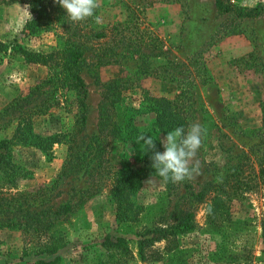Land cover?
I'll use <instances>...</instances> for the list:
<instances>
[{"label": "rangeland", "instance_id": "rangeland-1", "mask_svg": "<svg viewBox=\"0 0 264 264\" xmlns=\"http://www.w3.org/2000/svg\"><path fill=\"white\" fill-rule=\"evenodd\" d=\"M0 0V41L17 43L34 51L49 53L55 48V33H45L40 37H30L24 32L25 23L32 18L30 8L25 4L5 5ZM125 0H98L97 16L103 25L126 20L125 8L120 4ZM134 2L135 0H131ZM240 6H254L264 0H231ZM135 3H137L135 1ZM144 4L140 5L143 8ZM139 29L146 28L143 45L144 53L161 51L159 66L152 63L150 75L141 73L138 55L119 56L117 63L100 64L98 55L87 51L80 64V75L87 87V125L78 139L81 153L93 155L98 135V110L109 84L120 80L128 87L125 102L140 109L142 90L156 97L172 99L183 93L194 101L195 119L206 129L201 149L197 154L200 172L188 180L195 192L209 181H221L226 174L237 167L243 181L242 196L231 204L232 216L248 223L241 235L233 238L234 245L242 247L241 255L248 257L251 264H264L261 238V223L264 220V177H259V169L264 167V16L256 19H238L233 15H219L214 0H185L179 4L157 3L144 8L138 14ZM62 35V31H57ZM126 36L132 41L137 36L128 31ZM123 49V48H121ZM121 51V50H119ZM51 68L28 64L18 54H8L0 59V112L15 98L28 93L30 87L46 79ZM133 87V88H132ZM52 95V94H51ZM50 94L43 95L45 99ZM56 99L46 114L33 118L34 134L49 137L69 132L73 126L74 107L72 96L64 90L53 94ZM153 118L151 114L137 117V125L145 127ZM9 117L0 120V139L11 138L15 125ZM5 127V128H4ZM67 147L54 144L43 150L38 144L18 140L13 143V165L24 173L18 182L19 191L37 190L49 186L60 172L65 161ZM125 155L134 170L139 168L134 156L132 143H115L107 157L111 170L120 166ZM110 173L109 177L112 178ZM150 177L142 180L140 191L134 202L146 211L159 202L164 191L163 182L158 178L147 184ZM109 178L102 194L89 200L73 211L62 222L65 246L55 256L62 264H161L148 260L140 262L137 240L145 234L151 221L140 214L130 230L116 222V204L109 190ZM87 188V177L81 171H73L60 182L58 189L47 202V207L75 205L81 191ZM184 185L174 205L179 210L189 206V197ZM195 230L186 236H178L177 242L190 249L188 264H214L210 257L222 243V237L206 226L205 204H195ZM150 237V235H148ZM116 238L128 240V251L118 247L105 246L104 242ZM27 239L18 231L0 230V264H30L37 260L50 261L55 256H33L24 254ZM166 242L144 246L146 255L162 252ZM131 257V258H129Z\"/></svg>", "mask_w": 264, "mask_h": 264}, {"label": "trees", "instance_id": "trees-1", "mask_svg": "<svg viewBox=\"0 0 264 264\" xmlns=\"http://www.w3.org/2000/svg\"><path fill=\"white\" fill-rule=\"evenodd\" d=\"M135 1H120L126 11V20L115 22L111 26L97 24L94 18L75 23L69 19L56 0L1 1L5 5L20 3L30 8L32 18L25 23L26 35L40 37L53 32L57 36V42L51 52L43 53L28 50L17 43L6 44L0 41V59L8 54H18L28 64L51 68V73L46 79L30 87L27 94L15 98L0 112V120L9 117L5 126L11 121L15 125L11 138L0 139V230L18 231L24 235L28 241L23 250L25 255L55 256L65 246L63 232L59 230L62 222L73 211L102 194L112 173L109 193L116 204L117 224L130 230L144 211L151 221L150 229L139 235L142 239L137 240L140 262L152 260L161 264H188L191 250L181 247L177 237L186 236L195 230L194 205L205 204L206 226L222 237L221 245L210 257L211 261L214 264H251L248 257L241 255L245 249L234 245L233 241V238L241 235L242 230L248 228L245 219H234L231 211L233 200L243 194L244 183L237 173V167L221 181H209L197 192L187 183L188 180L165 183L158 177L164 187L159 202L147 211L134 202L144 177L155 176L150 159L152 153L144 151L142 142H136L138 137L150 135L156 139L175 127L187 128L195 119L194 101L190 97L178 93L168 99L153 96L149 91L142 90L140 109L134 108L125 102L124 93L130 88L125 87L118 79L112 81L98 110V135L95 141L99 144L94 147L93 155L85 154L87 148L81 153L78 139L87 125L88 117L87 87L80 75V64L85 53L89 50L96 52L100 64L117 63L119 56L138 55L141 61L139 70L149 76L152 63L157 67L160 64L158 59L161 57V51L155 53L154 49L148 54L142 51L143 38L149 33L146 28L141 33L138 14L142 13L144 8L157 3L179 4L185 0ZM141 4H144L143 8H140ZM214 4L219 15H233L238 19H256L264 16L263 2L254 6H240L233 4L231 0H214ZM58 30L62 31V35H59ZM130 30L137 34L133 41L125 35ZM152 69V75L158 76V73L154 72L155 69ZM59 90H64L72 96L70 104L74 107V122L71 130L49 137L34 134L33 118L46 114L56 104V99L51 98ZM45 94L50 96L40 99ZM143 113L151 114L153 118L145 127L140 128L137 125V117ZM18 140L38 144L43 150L54 144L67 147L65 161L51 185L34 191L18 190V182L24 178V173L13 165L12 147ZM115 143H132L135 160L139 165L137 170H134L127 157L122 155L120 166L112 172L107 155ZM157 150L163 151L158 140ZM81 170L87 177V188L81 191L76 204H62L55 209L47 207L49 198L58 189L60 182L73 171ZM259 177H264V167L259 169ZM183 185L189 197V206L179 210L174 205L170 210L174 200L178 199V203L182 199L183 195L179 196V191ZM261 238L264 241V220L261 223ZM160 241L166 242L162 252L150 255L143 253L144 246H152ZM127 242L128 240L123 238H116L108 240L107 244L104 242V245L117 246L127 252ZM262 254L264 258V248ZM30 264H62V259L55 256L50 261L37 260Z\"/></svg>", "mask_w": 264, "mask_h": 264}, {"label": "clouds", "instance_id": "clouds-1", "mask_svg": "<svg viewBox=\"0 0 264 264\" xmlns=\"http://www.w3.org/2000/svg\"><path fill=\"white\" fill-rule=\"evenodd\" d=\"M66 12L69 19L75 23L94 18L95 23H101V17L96 15L98 0H56ZM206 129L198 122H193L185 128L175 127L173 130L154 139L150 135H141L137 143L142 142L145 152H151V166L155 177L165 183H180L191 180L200 172L197 154L202 147ZM157 140L163 151L157 150ZM155 177H150L146 183H151Z\"/></svg>", "mask_w": 264, "mask_h": 264}]
</instances>
